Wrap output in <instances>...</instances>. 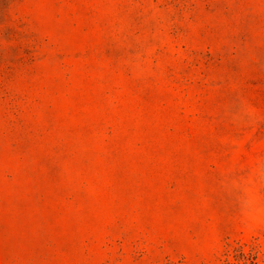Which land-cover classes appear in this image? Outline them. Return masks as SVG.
<instances>
[{
  "label": "rangeland",
  "instance_id": "374dc122",
  "mask_svg": "<svg viewBox=\"0 0 264 264\" xmlns=\"http://www.w3.org/2000/svg\"><path fill=\"white\" fill-rule=\"evenodd\" d=\"M0 264H264V0H0Z\"/></svg>",
  "mask_w": 264,
  "mask_h": 264
}]
</instances>
